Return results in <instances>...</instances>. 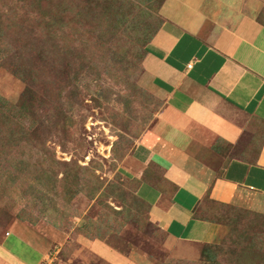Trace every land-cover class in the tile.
Listing matches in <instances>:
<instances>
[{"label": "rangeland", "instance_id": "rangeland-1", "mask_svg": "<svg viewBox=\"0 0 264 264\" xmlns=\"http://www.w3.org/2000/svg\"><path fill=\"white\" fill-rule=\"evenodd\" d=\"M63 1L0 0V243L22 231L52 264H108L71 258L83 238L136 264H264L263 215L207 202L219 240L175 243L126 171L164 107L143 63L165 0Z\"/></svg>", "mask_w": 264, "mask_h": 264}, {"label": "crops", "instance_id": "crops-1", "mask_svg": "<svg viewBox=\"0 0 264 264\" xmlns=\"http://www.w3.org/2000/svg\"><path fill=\"white\" fill-rule=\"evenodd\" d=\"M257 0H165L163 25L143 63L164 99L126 166L137 195L169 239L210 245L221 226L201 218L207 201L264 216V26ZM13 231L0 264H52L43 244ZM15 236V238L13 237ZM71 258L136 264L83 238ZM189 248V247H188ZM194 248V247H193ZM189 248L185 254H195Z\"/></svg>", "mask_w": 264, "mask_h": 264}, {"label": "trees", "instance_id": "trees-1", "mask_svg": "<svg viewBox=\"0 0 264 264\" xmlns=\"http://www.w3.org/2000/svg\"><path fill=\"white\" fill-rule=\"evenodd\" d=\"M67 0H64L63 1V3H64V7L65 6H69L71 3H73V0H72V2L71 3H68V4H66L67 2H66ZM165 2V1H164ZM164 2H163V4H164ZM163 4H162V6H163ZM161 6V7H162ZM69 8H67V10H68ZM3 20H2V18H1V16H0V25H1V22H2ZM55 26V25H54ZM160 30V29H159ZM159 30L158 31H156V33L152 36V38H151V41H152V39L155 37V35L159 32ZM146 52L148 53V48H147V50H146ZM8 53H9V50H8V46H7V40H6V36L4 35V34H2L1 33V26H0V57L1 58H4L6 55H8ZM147 56V55H146ZM2 101V100H1ZM3 102V101H2ZM133 181H135L137 184H138V187H139V184H140V182L139 181H137V180H133ZM137 190H138V188H137ZM138 196V195H137ZM139 198V197H138ZM140 199V198H139ZM145 205H147V207L149 208V212H150V207H149V205L147 204V203H145L142 199H140ZM207 202H210V203H214V202H212V201H207ZM215 204V203H214ZM206 205V204H205ZM218 205V204H217ZM221 206H223V205H221ZM206 209H207V207H205V211H206ZM202 211V216H201V218H203V219H205V220H208V221H211V222H213L212 220H210V219H208V218H206V217H204L203 216V213L205 212V211ZM215 223V222H214Z\"/></svg>", "mask_w": 264, "mask_h": 264}]
</instances>
